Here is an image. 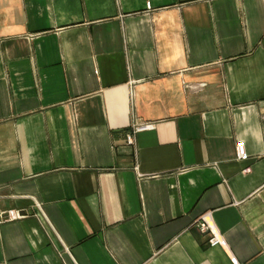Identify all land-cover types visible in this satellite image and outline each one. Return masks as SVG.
Masks as SVG:
<instances>
[{
	"label": "crops",
	"instance_id": "0c3cea01",
	"mask_svg": "<svg viewBox=\"0 0 264 264\" xmlns=\"http://www.w3.org/2000/svg\"><path fill=\"white\" fill-rule=\"evenodd\" d=\"M15 210L0 264H264V0H0Z\"/></svg>",
	"mask_w": 264,
	"mask_h": 264
},
{
	"label": "built area",
	"instance_id": "2783aa9c",
	"mask_svg": "<svg viewBox=\"0 0 264 264\" xmlns=\"http://www.w3.org/2000/svg\"><path fill=\"white\" fill-rule=\"evenodd\" d=\"M155 123L151 121H139L134 122L130 129L126 132V142L128 145H135L136 144V134L141 131H145V129H149L154 126ZM236 154L237 159L240 161H246L249 158V152L247 150V147L245 145V142L243 140H239L236 142ZM250 168H246L245 171H248ZM25 214L23 212H20V210L15 211H5L0 212V222L12 220L15 218H22ZM198 226L200 229L206 233L208 232L210 234V243L211 244H221L223 243V236L220 234L216 223L213 221L212 213H206V215L202 216V218L197 221Z\"/></svg>",
	"mask_w": 264,
	"mask_h": 264
}]
</instances>
